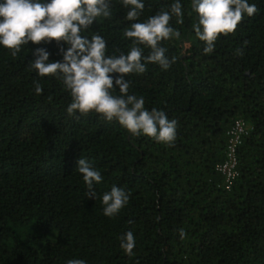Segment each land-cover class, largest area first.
<instances>
[{
    "label": "trees",
    "instance_id": "1",
    "mask_svg": "<svg viewBox=\"0 0 264 264\" xmlns=\"http://www.w3.org/2000/svg\"><path fill=\"white\" fill-rule=\"evenodd\" d=\"M174 2L143 0L138 21H128L122 0H110V17L81 34L102 36L106 55L127 54L132 42L124 30ZM178 2L183 23L173 16L170 26L180 38L160 44L175 62L125 77L146 110L178 122L172 146L95 113L69 116L62 81L39 77L29 64L39 47L50 53L48 62H62L67 45L29 42L16 57L0 47V264H264V0H248L257 14L219 36L210 54L193 31L192 0ZM238 119L251 130L226 190L216 166ZM79 159L102 176L95 199L87 196ZM113 186L129 201L110 218L102 196ZM128 231L136 241L132 255L120 246Z\"/></svg>",
    "mask_w": 264,
    "mask_h": 264
},
{
    "label": "clouds",
    "instance_id": "2",
    "mask_svg": "<svg viewBox=\"0 0 264 264\" xmlns=\"http://www.w3.org/2000/svg\"><path fill=\"white\" fill-rule=\"evenodd\" d=\"M128 9L126 19L138 21L145 4L143 0H122ZM192 9L198 14L193 26L196 37L204 42V54L213 52L219 36L234 34L246 14H257L255 4L248 0H192ZM111 15L110 0H50L49 3L37 0H3L0 3V47L9 50L16 57L22 48L31 42L55 41L67 45L61 49L62 62H48L50 53L43 47L33 52L30 67L39 77H54L62 81L71 96L66 111L87 115L95 113L106 121L114 119L130 134L144 135L158 143L172 146L176 140L178 122L169 120L166 113L153 108L145 109L144 99L129 94V74H143L147 64H157L167 70L172 60L166 56L161 41L179 39L180 32L170 26L173 16L182 24V5L174 2L169 10H162L145 22H134L124 30V36L132 42L127 54L106 55L107 41L100 35L89 39L82 35L97 20ZM141 45L143 47H141ZM144 48L149 49L144 55ZM119 74L115 79L111 74ZM118 89L119 94H114ZM42 86L35 84L36 94H41ZM77 171L82 175L88 190V198L95 199L94 185L102 180L100 172L93 169L85 159L77 161ZM129 201L128 194L113 186L103 194V214L114 217ZM181 236L184 235L181 230ZM127 255H132L136 246L131 231L125 233L121 243ZM67 264H86L83 259H71Z\"/></svg>",
    "mask_w": 264,
    "mask_h": 264
},
{
    "label": "built area",
    "instance_id": "3",
    "mask_svg": "<svg viewBox=\"0 0 264 264\" xmlns=\"http://www.w3.org/2000/svg\"><path fill=\"white\" fill-rule=\"evenodd\" d=\"M251 127L243 120H236L227 131V143L224 160L216 166V171L223 178V187L229 190L238 177V149L242 140L249 134Z\"/></svg>",
    "mask_w": 264,
    "mask_h": 264
}]
</instances>
